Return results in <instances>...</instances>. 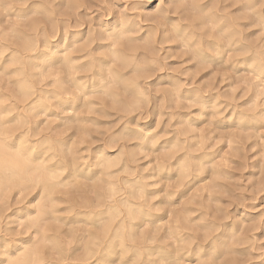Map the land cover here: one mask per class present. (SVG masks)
<instances>
[{
  "label": "clouds",
  "instance_id": "clouds-1",
  "mask_svg": "<svg viewBox=\"0 0 264 264\" xmlns=\"http://www.w3.org/2000/svg\"><path fill=\"white\" fill-rule=\"evenodd\" d=\"M0 264H264V0H0Z\"/></svg>",
  "mask_w": 264,
  "mask_h": 264
}]
</instances>
